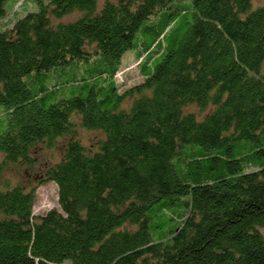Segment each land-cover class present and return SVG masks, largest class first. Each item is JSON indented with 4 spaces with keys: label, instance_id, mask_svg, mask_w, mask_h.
<instances>
[{
    "label": "trees",
    "instance_id": "trees-1",
    "mask_svg": "<svg viewBox=\"0 0 264 264\" xmlns=\"http://www.w3.org/2000/svg\"><path fill=\"white\" fill-rule=\"evenodd\" d=\"M8 1L0 175H28L0 188V264H264V4ZM129 50L141 80L128 86L117 74ZM78 129L101 137L87 146ZM47 182L59 206L36 216ZM161 215L170 227L155 235Z\"/></svg>",
    "mask_w": 264,
    "mask_h": 264
},
{
    "label": "rangeland",
    "instance_id": "rangeland-1",
    "mask_svg": "<svg viewBox=\"0 0 264 264\" xmlns=\"http://www.w3.org/2000/svg\"><path fill=\"white\" fill-rule=\"evenodd\" d=\"M21 1H23V0H21ZM105 1H107V0H101V3H104ZM113 1H115V0H113ZM188 1H190V0H188ZM13 3H14V0H9L7 2L8 10H10L13 7ZM260 4H264V0H254L255 6L260 5ZM174 7H179L176 2L174 4ZM29 8H32V6L30 4H27L25 7L21 6L18 10L20 13L19 14L17 13L18 15H15L16 18L22 17L24 15L23 14L24 11L27 9L30 10ZM36 8H37V6H36ZM36 8H34V9H36ZM34 9H32V10H34ZM20 14H22V15H20ZM75 16L76 15L67 16V17H64L62 20L63 21H70V20L74 19ZM165 18L166 17L164 16V14L162 12L159 16L152 17L151 19H149L143 23L141 30H139L138 34L135 37V43H136V47L138 48V50L143 45H148L151 42V40L153 39L152 31H149V30L145 31L144 27H146L148 25H155L158 29H161L160 24L163 23ZM54 21L58 22V20H56V19ZM136 53L137 52L135 50L127 51V53L124 56L123 64H124V66H127V65L128 66L124 69H121L117 74L119 81H124L126 83V85H128V86L133 85V84H135L141 80V75L136 70V66H135L136 61H130V59H129V58L132 59V56L135 55ZM70 76H71V74L64 73L63 75L59 76L57 78V80L58 81H64V80L66 81V79H69ZM54 81H56V80H51L49 83H52ZM39 82L37 83V86L41 83V82L40 83ZM27 84L31 89L35 90L34 89L35 84H32L29 81L27 82ZM71 96H72V92L70 90H68V91L64 90L63 92L58 93L56 95V97L53 96L50 99V101L55 102L61 98H67V97H71ZM188 110L194 111L200 117L205 116L209 111V109L206 111L200 110L198 108V106H196L194 104L189 105ZM3 111H4V107H1L0 108V115H2V116H3ZM77 134H78L80 140L83 143H85L87 146H90V147L93 146L94 143L101 137L100 133L95 132V131H91V130H87V129H78ZM65 142H66V139H65ZM62 145H63V140L61 139L58 142L57 146H58V148H59V146L62 148ZM240 146L241 145H236L234 149L236 151H238L240 149ZM58 152H59V150L56 151V149L53 148V149L48 150V151L42 150L41 152L40 151L35 152L34 154H37L36 156H37V160H38V165H42L41 163L45 162V160H46L45 158H47V156L52 159L55 156L56 157L58 156ZM262 159H264V157H262ZM24 173H25V175H28L27 171H22L18 167H14L11 171L0 175V188L4 187L6 179H8V178H11L15 182H17L19 179L24 180L25 179ZM58 206H59V204H58V188H57L56 184H54L53 182H47V183L39 184L36 186V201H35V206H34V214L36 216L39 214L47 212L51 208L58 207ZM153 225L160 226L155 231V235L160 233L162 230L170 227V223H168L166 221L165 216H162V215L158 216V219L153 223Z\"/></svg>",
    "mask_w": 264,
    "mask_h": 264
}]
</instances>
